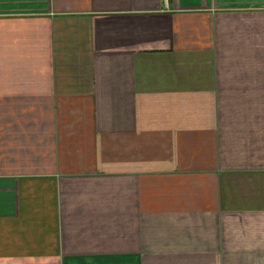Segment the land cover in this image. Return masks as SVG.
Instances as JSON below:
<instances>
[{"label":"crops","instance_id":"obj_1","mask_svg":"<svg viewBox=\"0 0 264 264\" xmlns=\"http://www.w3.org/2000/svg\"><path fill=\"white\" fill-rule=\"evenodd\" d=\"M0 264H264V0H0Z\"/></svg>","mask_w":264,"mask_h":264},{"label":"built area","instance_id":"obj_2","mask_svg":"<svg viewBox=\"0 0 264 264\" xmlns=\"http://www.w3.org/2000/svg\"><path fill=\"white\" fill-rule=\"evenodd\" d=\"M164 1H166V2H167L168 0H164Z\"/></svg>","mask_w":264,"mask_h":264}]
</instances>
